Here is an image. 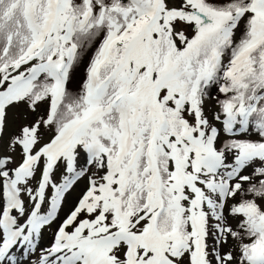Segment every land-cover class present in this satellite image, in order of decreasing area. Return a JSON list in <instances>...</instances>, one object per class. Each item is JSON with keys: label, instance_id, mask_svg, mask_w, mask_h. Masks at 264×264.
Returning <instances> with one entry per match:
<instances>
[{"label": "snow or ice", "instance_id": "6c2138e0", "mask_svg": "<svg viewBox=\"0 0 264 264\" xmlns=\"http://www.w3.org/2000/svg\"><path fill=\"white\" fill-rule=\"evenodd\" d=\"M0 264H264V0H0Z\"/></svg>", "mask_w": 264, "mask_h": 264}]
</instances>
